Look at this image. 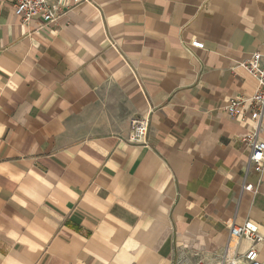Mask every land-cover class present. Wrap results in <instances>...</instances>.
<instances>
[{"label":"crops","instance_id":"obj_1","mask_svg":"<svg viewBox=\"0 0 264 264\" xmlns=\"http://www.w3.org/2000/svg\"><path fill=\"white\" fill-rule=\"evenodd\" d=\"M49 5L42 25L0 0V264L241 263L245 220L264 264L255 117L226 111L255 91L236 64L264 51V0ZM146 113L147 144L128 142Z\"/></svg>","mask_w":264,"mask_h":264},{"label":"built area","instance_id":"obj_2","mask_svg":"<svg viewBox=\"0 0 264 264\" xmlns=\"http://www.w3.org/2000/svg\"><path fill=\"white\" fill-rule=\"evenodd\" d=\"M78 3L80 0H74ZM12 12L16 18L22 22H29L34 16L39 15L42 19V25L57 17L56 10L49 5V0H11ZM56 9V8H55ZM40 24V25H41ZM191 45L196 48H202L203 42L199 40L190 41ZM236 66L247 71L255 79V91L249 95H236L227 100L226 111L229 115L234 116L239 109L247 106L251 114L255 117L254 128L248 131L244 138L250 148L247 165L256 168L257 171L264 169V51L255 50L245 59L238 62ZM128 142L143 145L147 144V130L149 125L148 114L134 117L131 119ZM244 190L254 191L255 187L251 184L242 186ZM230 237L233 239L246 238L250 241L249 248L244 252V259L240 263L236 259H229L228 264H262L258 259L255 245L262 241V234L258 225L251 220H245L240 224L230 223ZM175 264H188L189 260L185 256H179Z\"/></svg>","mask_w":264,"mask_h":264}]
</instances>
